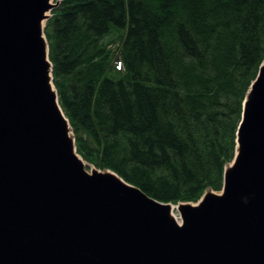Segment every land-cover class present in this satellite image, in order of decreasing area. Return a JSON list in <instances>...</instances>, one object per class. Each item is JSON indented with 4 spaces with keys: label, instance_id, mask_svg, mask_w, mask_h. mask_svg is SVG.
Returning <instances> with one entry per match:
<instances>
[{
    "label": "trees",
    "instance_id": "16d2710c",
    "mask_svg": "<svg viewBox=\"0 0 264 264\" xmlns=\"http://www.w3.org/2000/svg\"><path fill=\"white\" fill-rule=\"evenodd\" d=\"M53 14L78 153L160 202L220 191L264 61V0H62Z\"/></svg>",
    "mask_w": 264,
    "mask_h": 264
},
{
    "label": "water",
    "instance_id": "95a60500",
    "mask_svg": "<svg viewBox=\"0 0 264 264\" xmlns=\"http://www.w3.org/2000/svg\"><path fill=\"white\" fill-rule=\"evenodd\" d=\"M56 2L0 0V264H264V61L221 193L178 223L77 153L42 25Z\"/></svg>",
    "mask_w": 264,
    "mask_h": 264
},
{
    "label": "rangeland",
    "instance_id": "374dc122",
    "mask_svg": "<svg viewBox=\"0 0 264 264\" xmlns=\"http://www.w3.org/2000/svg\"><path fill=\"white\" fill-rule=\"evenodd\" d=\"M61 1L62 0H57V2L56 3H58V4H60L61 3ZM55 10V9H54ZM53 10V11H54ZM53 11H52V13H51V17H53ZM50 17V18H51ZM48 23V21L44 24L45 26H46V24ZM109 49H110V51L112 52V55H113V59H114V62H115V60H116V58H117V54H118V52L120 51V46L119 45H111L110 47H109ZM85 160V163L87 164V166H86V168H87V170H89L90 171V169H93V168H95L96 167V165H94V164H91L90 162V164L88 163V161L86 160V159H84ZM87 161V162H86ZM97 169H100V170H102V171H104V170H106V169H102V168H98V167H96ZM206 193V192H205ZM219 193V192H218Z\"/></svg>",
    "mask_w": 264,
    "mask_h": 264
},
{
    "label": "bare ground",
    "instance_id": "6f19581e",
    "mask_svg": "<svg viewBox=\"0 0 264 264\" xmlns=\"http://www.w3.org/2000/svg\"><path fill=\"white\" fill-rule=\"evenodd\" d=\"M50 14H51V12H47V13H46V15H48V16H50ZM48 16H47V17H48ZM46 21H47V19H45V20L43 21V23H42L43 26H44V24L46 23ZM174 215H175L176 219L179 220L178 215L176 214V207H175V206H174Z\"/></svg>",
    "mask_w": 264,
    "mask_h": 264
}]
</instances>
